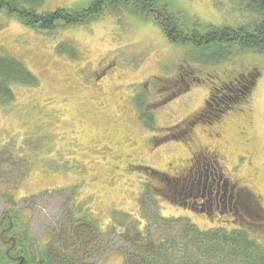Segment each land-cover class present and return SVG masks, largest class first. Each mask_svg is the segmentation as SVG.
Returning <instances> with one entry per match:
<instances>
[{
    "label": "rangeland",
    "instance_id": "1",
    "mask_svg": "<svg viewBox=\"0 0 264 264\" xmlns=\"http://www.w3.org/2000/svg\"><path fill=\"white\" fill-rule=\"evenodd\" d=\"M91 1L42 0L38 9L80 10ZM151 1L161 14L135 13L129 2L88 23L47 32L23 25L15 15L3 18L0 54L18 59L37 80L11 83L13 97L0 106V217L21 215L12 217L14 226L6 235L17 236L29 258L39 259L53 242L73 191L90 206L100 228L115 211L140 215L137 230L155 244L180 242L185 223H167L159 215L183 217L200 230L242 227L264 241V49L220 58L218 49L169 40L154 18L169 13L185 31L197 27L202 32L208 24L248 26L256 20L255 12L247 0ZM183 66L195 70L198 82ZM251 68L259 72L244 102L236 101L215 120L196 121L184 133L187 139H164L168 129L204 107L209 73L225 79ZM211 152L217 154L215 167L231 184L260 195L259 205L252 202L241 217L233 212L208 215L204 207L195 213L184 203L157 199L146 202L139 214L143 173L136 166L177 176L179 184L189 186L182 171L191 158ZM132 224L121 232L132 236ZM25 233L30 242L22 239ZM118 234L105 237L111 248L130 250ZM84 258L86 264L123 262L115 250Z\"/></svg>",
    "mask_w": 264,
    "mask_h": 264
},
{
    "label": "trees",
    "instance_id": "2",
    "mask_svg": "<svg viewBox=\"0 0 264 264\" xmlns=\"http://www.w3.org/2000/svg\"><path fill=\"white\" fill-rule=\"evenodd\" d=\"M41 2L42 0H0V28L3 18L15 15L23 25L47 32L64 25L88 23L102 15L104 10L127 6L129 2L133 4L131 6L135 13L146 14L156 10L161 14V9L154 10L155 4L151 0H92L86 8L80 10L58 8L54 11L39 10L38 6ZM247 7L256 15V20L250 25L208 24L202 32L197 27L185 31L182 26L176 25L174 16L169 13L162 15V18L159 16L154 18L169 40L189 42L195 47L208 51L218 49L220 58H226L246 49H264V0H247ZM185 68L183 66L185 73L194 74L192 77L198 82L199 79L195 75L197 73H193L195 70ZM180 72L183 73L182 68ZM258 72L256 68H251L244 73L227 76L225 79H220V73H217L218 75L209 73L210 91L204 107L168 129L164 139L170 137L187 139L184 133H187L196 121L215 120L228 111L236 101L244 102ZM14 82L35 84L37 80L18 59L0 54V106L10 103L13 97L10 84ZM179 128L181 133L175 134L174 130ZM136 169L143 173L142 190L137 199L139 214L144 211L146 202L153 203L157 199L175 205L183 203L179 197L187 193L188 188L186 184H179L178 180L181 179L177 176L148 166L139 165ZM26 171L27 169H24L22 172L23 176ZM66 207L65 218L61 223L59 222L58 231L55 229L56 236H52L53 242L50 239L52 244L49 243V246H46L38 256L41 264H86L84 256L101 258L113 250L121 253L122 264H264V241L259 242L257 233L249 232L242 227L229 230L225 228L200 230L183 217L165 218L159 215L156 218L167 223L181 220L185 223L181 243L169 242L168 245L167 241H162L155 244L148 236H144L142 231L137 230L136 225L142 223L140 215L136 218L125 212L115 211L109 223L104 228H100L99 221L90 211V206L74 197V191L66 200ZM118 222L122 225H118ZM125 224H132L136 233L131 236L127 232H121L124 231ZM117 231L121 233L118 235L127 245L124 247H132L130 250H124L119 246L112 249L109 240L106 241L105 237ZM22 239L30 242L26 233ZM54 243L57 248L52 249L50 245L55 246Z\"/></svg>",
    "mask_w": 264,
    "mask_h": 264
},
{
    "label": "flooded vegetation",
    "instance_id": "3",
    "mask_svg": "<svg viewBox=\"0 0 264 264\" xmlns=\"http://www.w3.org/2000/svg\"><path fill=\"white\" fill-rule=\"evenodd\" d=\"M245 133V132H244ZM216 151V150H215ZM214 151V152H215ZM207 151H203L206 153ZM214 152L212 155H198L191 158V161L187 167L181 173L182 178L190 183L187 186V193L180 195L184 205L189 206L194 211L205 208V213L208 215L216 212L222 214L224 212H233L236 215H242L240 211L245 210L249 204L259 205L260 195L251 190L242 191L239 187L231 184L217 164L216 156ZM210 153V152H209ZM216 163V164H215ZM187 185V184H186ZM238 188V189H236ZM250 189V188H249ZM18 212L3 213L0 217V246L3 250H0V264H41L38 258H29L28 249L18 241V237L15 235H6L13 228L14 219L21 217L16 215ZM6 220V226L1 225ZM13 237L14 240L10 238ZM2 258V260H1Z\"/></svg>",
    "mask_w": 264,
    "mask_h": 264
},
{
    "label": "water",
    "instance_id": "4",
    "mask_svg": "<svg viewBox=\"0 0 264 264\" xmlns=\"http://www.w3.org/2000/svg\"><path fill=\"white\" fill-rule=\"evenodd\" d=\"M1 219H2V218H1ZM1 219H0V222H1ZM10 239H11V240H14V238H13V237H11Z\"/></svg>",
    "mask_w": 264,
    "mask_h": 264
}]
</instances>
